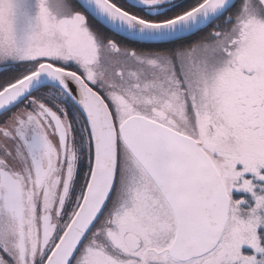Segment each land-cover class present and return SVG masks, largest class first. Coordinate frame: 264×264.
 <instances>
[{"label": "snow or ice", "instance_id": "1", "mask_svg": "<svg viewBox=\"0 0 264 264\" xmlns=\"http://www.w3.org/2000/svg\"><path fill=\"white\" fill-rule=\"evenodd\" d=\"M0 264H264V0H0Z\"/></svg>", "mask_w": 264, "mask_h": 264}]
</instances>
